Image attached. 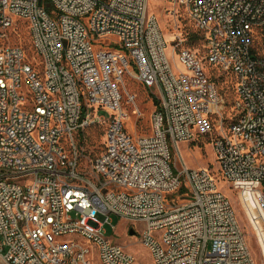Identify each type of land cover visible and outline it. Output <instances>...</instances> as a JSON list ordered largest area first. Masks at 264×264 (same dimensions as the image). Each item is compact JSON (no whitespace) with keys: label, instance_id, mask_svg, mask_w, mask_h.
<instances>
[{"label":"built area","instance_id":"obj_1","mask_svg":"<svg viewBox=\"0 0 264 264\" xmlns=\"http://www.w3.org/2000/svg\"><path fill=\"white\" fill-rule=\"evenodd\" d=\"M171 2L202 34L208 63L234 75L231 121L195 53L175 54L188 73L172 66L149 0H0V257L6 264H94L96 258L136 264L105 236V225L115 229L111 216L129 231L142 226L141 243L154 264H258L212 173L180 167L171 149L210 139L223 178L257 186L264 247V0ZM20 23L37 69L22 48L8 44ZM125 79L159 91L150 137L134 139L127 131L128 108L142 113ZM92 128L105 129L95 180L79 171L75 145Z\"/></svg>","mask_w":264,"mask_h":264},{"label":"rangeland","instance_id":"obj_2","mask_svg":"<svg viewBox=\"0 0 264 264\" xmlns=\"http://www.w3.org/2000/svg\"><path fill=\"white\" fill-rule=\"evenodd\" d=\"M150 14L154 15L162 29L165 40L168 45V58L177 71L188 73L182 68L179 61L180 55L184 51L195 53L201 61L209 79L218 87L221 95L226 102L225 117L230 120L234 116V105L236 101V80L233 74L224 72L210 65L207 61L206 46L202 39L194 43L190 38L198 35V30L190 20L183 7L175 6L171 0H149ZM19 31L12 33L8 44L20 47L28 57V64L37 69L39 59L32 45V40L26 25L19 24ZM125 85L128 93L137 96V106L142 115L135 114V107H129L127 113L130 116L126 124L128 133L134 138L150 137L154 133L153 114L160 107L159 91H150L133 80L125 79ZM126 99V96H125ZM157 102V104H156ZM127 110V109H126ZM107 119L110 113H103ZM81 137V138H80ZM75 145L80 156L79 171L88 176L90 180H95L93 174V162L103 154L105 149L104 130H95L94 133L79 136L75 140ZM172 156L178 159V164L187 166L190 169H207L215 178L219 190L225 194L236 211L239 222L244 230L249 247L258 264H264V247L262 241V223L256 218L262 219L258 211L259 205L255 199L259 190L255 185H245L236 187L228 183L222 176L215 162V155L210 139H200L194 144H180L179 151L172 146ZM99 220L103 223L106 217L100 216ZM115 229L110 225H105V236L110 238L113 243L124 247L133 254L137 260L136 264H154L153 257L149 250L141 243L142 226L138 225L135 229L137 235H129L130 225L119 217L111 216ZM132 228V227H130ZM1 245V241H0ZM7 251L3 249V254ZM0 264H6L0 257ZM94 264H101L96 258Z\"/></svg>","mask_w":264,"mask_h":264},{"label":"trees","instance_id":"obj_3","mask_svg":"<svg viewBox=\"0 0 264 264\" xmlns=\"http://www.w3.org/2000/svg\"><path fill=\"white\" fill-rule=\"evenodd\" d=\"M47 6V8L51 11V6L50 5H46ZM199 32V31H198ZM199 34L201 35V38L198 36V35H193L191 38H190V40H191V42L192 43H194V42H196V41H199L200 39H202L203 41H204V38H203V36H202V34L199 32ZM205 43V42H204ZM156 104H157V102H156ZM95 130H104V132H105V129H103V128H92V129H89V130H87V131H85V134H91V133H94L95 132ZM80 135H82V134H80ZM79 135V136H80ZM79 136L77 137L78 139H79ZM81 138V137H80ZM105 150V149H104ZM104 152V151H103Z\"/></svg>","mask_w":264,"mask_h":264},{"label":"water","instance_id":"obj_4","mask_svg":"<svg viewBox=\"0 0 264 264\" xmlns=\"http://www.w3.org/2000/svg\"><path fill=\"white\" fill-rule=\"evenodd\" d=\"M40 4L42 5V4H43V1H40ZM129 235H130L131 237H135V236L137 235V232H136L134 229H131V230L129 231Z\"/></svg>","mask_w":264,"mask_h":264},{"label":"bare ground","instance_id":"obj_5","mask_svg":"<svg viewBox=\"0 0 264 264\" xmlns=\"http://www.w3.org/2000/svg\"><path fill=\"white\" fill-rule=\"evenodd\" d=\"M183 68V67H182Z\"/></svg>","mask_w":264,"mask_h":264}]
</instances>
